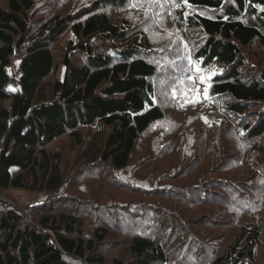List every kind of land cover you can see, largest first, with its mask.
<instances>
[{"label":"trees","instance_id":"16d2710c","mask_svg":"<svg viewBox=\"0 0 264 264\" xmlns=\"http://www.w3.org/2000/svg\"><path fill=\"white\" fill-rule=\"evenodd\" d=\"M43 3H53L54 9L36 15ZM126 8L144 12L136 25L130 18L119 22L110 15V10ZM165 12L172 18L169 34L197 33L193 43L200 37L192 44L197 59L189 58L182 79L201 82L195 64L206 67L218 62L222 71L209 78L207 93L218 101L226 98L225 112L242 120L243 135L250 142L258 140L255 148L264 153V69L244 49L257 43L255 53L264 50V0L0 1V192L23 190L45 196L27 211L0 199V264H107L102 247L116 244L119 233L132 237H125L122 253L117 252L109 264H179L182 258L186 259L181 264H264V259L256 261L255 254L264 223L244 225L223 254L200 261L193 247L204 244L210 256L216 247L208 238L193 239L186 224L171 227V205L162 201L179 198L171 195V183L128 181L124 175L152 129L161 130L153 138L154 147L145 150L147 158L171 151V121L155 99L160 65L155 54L171 49L160 47L176 44L156 45L155 32L145 26L151 15L161 17ZM62 36L69 37L60 59L52 45ZM17 51L23 55L14 75ZM164 57L171 61V55ZM59 66L64 69L62 78L50 80ZM60 140L64 142L56 146ZM102 165L112 173L100 170ZM208 171L202 181L224 177ZM257 173L256 180L264 183V168ZM83 177H109L115 187L137 192V199L102 203L62 192L68 179ZM212 187L199 192L217 195L208 192ZM243 193L234 192L221 202L238 207L245 200L253 206L258 203ZM88 203L101 207L98 211L113 209V221H101L100 212L90 219L92 224H85L87 210L80 205ZM153 215L160 219L154 225ZM133 219L142 224L133 226ZM144 226L151 232H144ZM180 231L182 236L186 233L178 242L185 243L182 247L171 242V235L177 238Z\"/></svg>","mask_w":264,"mask_h":264},{"label":"rangeland","instance_id":"374dc122","mask_svg":"<svg viewBox=\"0 0 264 264\" xmlns=\"http://www.w3.org/2000/svg\"><path fill=\"white\" fill-rule=\"evenodd\" d=\"M53 9V3H43L39 5L36 15L40 11H42L41 14L47 13V11L49 13ZM109 12L110 15H113L115 21L120 22L122 18H130L132 24L135 25L144 14L142 10H135L134 8L110 10ZM153 15L145 23V26L153 30L156 34L152 41L156 45H161L160 43L167 45L170 42L176 44H173V46L170 44L169 47H160L158 49H171L162 52L163 54H155L156 59L160 62L158 74L155 78L157 89L155 99L165 108L168 118L171 121L173 130L171 131V151L147 158L145 150L154 147L155 143L152 142L153 138H156L161 130L159 126L152 129L153 131L149 132L145 140L139 144L134 160L131 161L128 169L124 171V175L128 181L136 180L141 181V183H155L159 181V184L171 183V187H173L171 188V195L173 193L178 194L179 198L171 197L169 199L165 196L166 199L162 198V201H164L163 204L171 205V227H175V224H186L193 239L196 237L210 239L216 247V251L213 252L212 256H210V252L204 244L200 245V247H193L194 249H198L194 253L197 256L200 255V261L209 262L210 257L215 259L226 251L229 243L234 242L237 236L243 231L244 225H248L249 223H264V183L256 180L259 178L257 172L264 168V153L255 148L258 140L250 142L245 138L242 130V120L235 119V117L225 112V97H222L218 101L217 99L211 98L208 93L205 96L204 89L210 87V82L209 78L202 80L201 77H211L212 75L210 74L213 71L215 73L222 71L218 62L213 61L206 67L195 64L194 69L197 70V78L202 80L201 82L196 83V80L192 81L189 77L182 79L184 68L187 66L189 58L197 59L195 48L192 45H195L197 41L199 42L200 37L194 43L192 41L193 37L197 36V33L193 34L190 32L188 36H181L177 31L173 33L171 30V34H169V29H172L170 24V20L172 22L171 16H168L166 12L165 15L161 13V17L156 13ZM134 28L139 29L137 27ZM68 37L63 38L62 36L56 44L52 45L53 52L60 59L62 58V52L65 50V40ZM201 38H205V35L201 36ZM174 46L177 47L172 48ZM257 47L258 45L255 43L250 49H244L245 52L254 54L256 58L254 61L264 69V50L259 49L255 53ZM16 54L12 61L14 75H18L19 73V64L23 55L21 51H17ZM164 54L171 55V61L167 60ZM258 55L261 56V59L258 58ZM77 60L79 63H83L82 57H78ZM63 70V67L59 66L49 79H61ZM243 74L248 77V74ZM201 87H203V92H199ZM193 93L195 94L194 97ZM59 142L64 141L60 140L56 142V146L60 144ZM166 142L168 143L169 141ZM148 155L151 156V153ZM222 159L225 160V163L221 162ZM259 164L262 165L256 170ZM100 167V170L107 171L108 175L112 173L110 170H106L108 169L106 165ZM210 169L215 170V174L218 173L225 177H221L224 178L222 185L221 183L219 184V181L222 179L217 177L218 181H202V175L205 172H210L208 171ZM82 174L83 172L79 171V177ZM85 177L81 179H68L62 192L75 195L82 200L99 201L102 203L109 202L110 200L118 203L130 202L137 199L134 197L137 192L130 193L129 190L115 187L110 182L111 180H108L109 177L106 179L104 177ZM237 178L239 179L237 180ZM195 180L197 183H191ZM208 185L213 186L208 192L218 194L209 196L206 192H199L200 189L207 188ZM241 190L245 194L252 196L253 202L256 201L255 199H258V203L253 206L249 200H245V204L242 203L238 207L236 204L230 206L221 202L223 199H231L229 196L234 192L243 193ZM260 192L263 195H260ZM238 196L241 195L239 194ZM0 199L6 204L8 203V205L11 204L13 208H20L23 211H27L30 208L29 206H33V204L44 200L45 196L23 190H9L7 192H0ZM64 200H67V198ZM141 200H143V197ZM145 200L147 199L145 198ZM235 202H239V200ZM80 206L87 210V223H85L87 225L89 223L92 224L90 219H96L100 212L101 221L105 223H111L113 221L111 220L113 209L108 208L103 209V211H98L101 207L95 208L90 203ZM150 220L152 225L160 221L155 215L151 216ZM132 222L134 224L133 226L142 224V220L138 219H133ZM114 226L116 227L117 225L114 224ZM87 228L89 227L87 226ZM144 228V232H151L147 226H144ZM120 230L124 229L120 227ZM185 235L186 233L183 236ZM119 236L120 239L116 243L118 244L117 248H115L116 244L113 245V242L102 247V251H104L109 260L107 264L110 263V259L117 252L123 250L126 245L125 237H132L124 233H119ZM175 236L171 235V242L175 241L178 247H182L185 243H178L183 239L181 231L178 232L177 238ZM215 240L219 241L217 242L219 244H215ZM181 254V257H183V254H188V251ZM255 254L256 261L264 259V233L260 243L256 246ZM185 259H180L179 264L185 263ZM175 264L177 263L175 262Z\"/></svg>","mask_w":264,"mask_h":264},{"label":"snow or ice","instance_id":"6c2138e0","mask_svg":"<svg viewBox=\"0 0 264 264\" xmlns=\"http://www.w3.org/2000/svg\"><path fill=\"white\" fill-rule=\"evenodd\" d=\"M157 2H158V0H157ZM182 3H183V4H188V0H182ZM189 6H190V5H189ZM176 7H181V5H180V4H177ZM198 70H199V69H198ZM215 74H216L215 71H213L210 75H215ZM208 78H210V77H201L202 80H206V79H208ZM207 92H208V89L205 88V89H204L205 96H207Z\"/></svg>","mask_w":264,"mask_h":264}]
</instances>
